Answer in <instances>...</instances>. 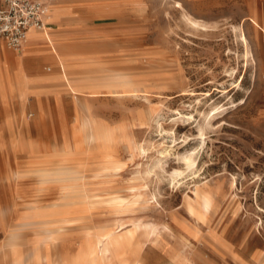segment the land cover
Wrapping results in <instances>:
<instances>
[{"label": "rangeland", "instance_id": "374dc122", "mask_svg": "<svg viewBox=\"0 0 264 264\" xmlns=\"http://www.w3.org/2000/svg\"><path fill=\"white\" fill-rule=\"evenodd\" d=\"M40 1L49 50L0 41L26 76L0 82L6 237L264 264V0Z\"/></svg>", "mask_w": 264, "mask_h": 264}, {"label": "bare ground", "instance_id": "6f19581e", "mask_svg": "<svg viewBox=\"0 0 264 264\" xmlns=\"http://www.w3.org/2000/svg\"><path fill=\"white\" fill-rule=\"evenodd\" d=\"M48 12L49 11L47 9L46 18L48 17ZM45 30H46V28L44 30H34V29H30L28 31V33H27L26 42L23 44L22 47H24V45L25 46L29 45L33 41H36V37H34V36H30L29 37V35H31L32 33L44 32ZM42 39L45 42L44 44L51 43V40H52L49 37H43ZM241 40H242L243 44L246 45V39H245V37L243 36L242 33H241ZM19 50H17V51H19ZM24 51L25 50L23 48V51H22V53L19 56H14V55H12V56L10 55L9 56L8 52H6V51H3V53L0 52V55L2 54L6 58V60L8 61L7 64L2 63V66L4 65L6 71H4V73H3L4 75H2V74L0 75V82L3 83V84H5V85H8L9 88H11V89L14 88V84H16L17 81H21V83H22L24 81V79L26 78V76L24 75L23 77H21V79H19V75L17 73V71H19V61H20V63L22 62V56L24 55ZM13 62L15 64H17L16 67L13 66L14 65ZM10 96H11V94H10ZM185 160L188 161V158L186 157ZM204 205L206 207L207 206V203L204 202ZM112 233L113 232H108V233H105V234H102V235H98V236L100 237L101 241H105V240L108 241V238L110 237V235ZM35 245L36 246H32V245L30 246L29 245L28 250L26 252H23L20 249H18V250L15 251V253H17V252L21 253V259H22L21 264H33L34 262L37 263V264H43V262L45 261V253L46 252H49V250L51 248H55L56 247V245L54 243V240H52L49 243H39V242H37V243H35ZM89 246L90 245H88V248H89ZM90 247H91L90 250H87L88 252H86V253L83 252L81 254V256H80V262H81V264H95V262H94L95 258H97L101 264H109L108 257H107V251L105 249V246L95 247V246L91 245ZM47 258H48L47 259V261H48L47 264H64L63 255L61 253L58 256V258L52 259L51 256H47Z\"/></svg>", "mask_w": 264, "mask_h": 264}, {"label": "built area", "instance_id": "2783aa9c", "mask_svg": "<svg viewBox=\"0 0 264 264\" xmlns=\"http://www.w3.org/2000/svg\"><path fill=\"white\" fill-rule=\"evenodd\" d=\"M45 4L36 0H0V41L17 51L26 42L30 29L47 28Z\"/></svg>", "mask_w": 264, "mask_h": 264}, {"label": "crops", "instance_id": "0c3cea01", "mask_svg": "<svg viewBox=\"0 0 264 264\" xmlns=\"http://www.w3.org/2000/svg\"><path fill=\"white\" fill-rule=\"evenodd\" d=\"M36 1H40V0H36ZM40 2H42V1H40ZM43 4H45V3H43ZM45 6H46V4H45ZM49 15H50V12H48V16ZM45 23H46V19H45ZM52 23H54V22L49 23V26H48L49 28H50V24H52ZM40 33H42V32L32 33L31 35H29V37L30 36L36 37V41L31 42L29 45H27V47L28 46L36 47V48L38 47V48H42V49H43V47H45L47 50H49L48 46H46L44 44L45 43L44 40L41 37H39ZM0 44H1V42H0ZM3 51L4 50H2V51L0 50L1 53H3ZM8 54H9V56L13 55V53H9V52H8ZM7 62L8 61L6 60V58L1 54L0 55V63L7 64ZM13 64H14L13 66H15V67L17 66V64H15L14 62H13ZM3 221H4V219H3ZM4 225H5L4 223L0 222V264H21V262H22L21 253L13 252V250L9 246L18 247L21 251L26 252L28 250L29 245L35 244L37 242L35 241V242L30 243L29 242V241H31V239H30V240H24V241H21V243H18L17 242L18 237H9V236L6 237ZM113 243H115V242H113L111 239H108V241L105 240V243L103 245V246H105V249L107 251V257H108L109 264H111L110 247ZM62 250H63V248H61L59 244L55 248H51L49 250V252L45 253V261L43 262V264H47V262H48L47 256H51L52 259L58 258L60 253H62ZM94 262H95V264H101L97 258H95ZM33 264H37V263L34 262Z\"/></svg>", "mask_w": 264, "mask_h": 264}]
</instances>
